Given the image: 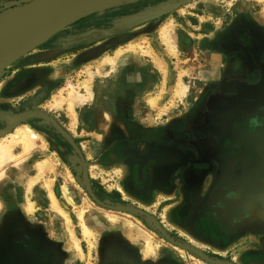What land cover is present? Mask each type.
<instances>
[{
  "label": "rangeland",
  "instance_id": "rangeland-1",
  "mask_svg": "<svg viewBox=\"0 0 264 264\" xmlns=\"http://www.w3.org/2000/svg\"><path fill=\"white\" fill-rule=\"evenodd\" d=\"M59 2L0 0V19L40 16ZM262 3L110 0L6 69H38L42 81L12 113L47 112L56 119L81 148L103 202L145 211L177 243L222 264H264ZM112 58L113 65L106 62ZM177 88L184 93L176 95ZM70 94L86 100L70 109ZM22 127L39 139L1 178L31 154L28 164L38 174L28 187L51 172L53 181L44 186L56 214L46 210L37 187L31 197L39 211L26 225L47 236L53 264H213L171 244L147 218L97 206L69 143L41 120L15 131ZM9 147L17 157L23 152L22 141ZM17 193L23 209L24 188ZM51 194L66 217L55 211ZM2 256L1 263L13 259ZM19 256L26 263L28 254ZM29 256L46 262L44 254Z\"/></svg>",
  "mask_w": 264,
  "mask_h": 264
},
{
  "label": "crops",
  "instance_id": "crops-1",
  "mask_svg": "<svg viewBox=\"0 0 264 264\" xmlns=\"http://www.w3.org/2000/svg\"><path fill=\"white\" fill-rule=\"evenodd\" d=\"M260 6L261 8L259 13L261 18L264 19V4L262 3ZM39 73L40 72L38 69H27L26 71H23L20 67H18L12 71L5 70L2 74H0V128L7 126L10 117L15 114L12 113V108H15L17 105L19 107L25 106V104L20 105V100H23L24 98L36 93L38 84L42 82ZM64 107L65 106H63L62 109H65ZM50 111L56 113L59 112V109ZM26 123L23 125H26ZM18 129H23V127ZM18 129L16 131L13 130L15 131L14 133L13 131L10 133L15 135ZM17 150L18 149H15L16 153L19 152V150ZM31 157L32 154L28 160H26L18 168H9L5 177L1 178L0 180V256L5 253H7L9 256H13V259H10L8 264H37L36 261H31L32 259L29 256L30 254H34V252L36 254L38 253L37 258L39 255H45L46 258H43L44 261H46L45 264H53L54 262V257L53 254H51L52 250L49 245V241L47 240V236L43 233L40 234V232H33L26 225V222L35 218L39 211L38 201L31 197L33 191L37 187H39V189L45 193V199L48 204V208L46 210L56 214L51 210L49 195L44 186L45 180L53 181L50 171L45 173L43 176L44 180L42 179L40 182L36 183L30 189V191H28L30 187H28V182L31 178L38 174L36 165L32 167L28 164L32 160ZM44 159H41V161ZM50 160L53 162L52 158ZM31 171H33V173ZM20 175L22 178L19 177ZM19 187H23L26 193L23 209L21 207L22 204L19 201L17 193V188ZM52 190L59 201V192H57L53 186ZM50 197L52 203L56 202L52 194ZM29 201L31 205H34L33 212H28L27 210ZM59 204L61 206L60 201ZM16 213L23 216V221L25 223L14 217ZM49 251L51 252L49 253ZM21 253H24L25 255L28 254L29 257H24V261H26V263H22L23 258L19 256ZM0 264H6V262L4 261L1 263L0 261Z\"/></svg>",
  "mask_w": 264,
  "mask_h": 264
},
{
  "label": "water",
  "instance_id": "water-1",
  "mask_svg": "<svg viewBox=\"0 0 264 264\" xmlns=\"http://www.w3.org/2000/svg\"><path fill=\"white\" fill-rule=\"evenodd\" d=\"M108 1L110 0H60L57 6L49 8L44 14H41L40 16L34 18L33 21L30 22L28 29H26L25 31H20V33H16L17 35L13 34L12 37L0 44V74H2L6 69L20 60L22 57L26 56L30 52L34 51L35 49L55 37L61 31L70 26L77 18ZM31 120H41L50 125L73 148L75 153L80 158L82 178L85 190L97 206L108 211L129 212L143 216L150 220L154 224L155 228L171 244L181 246L187 251L194 252L195 254H198L199 256L204 258L206 261L213 264H222V262L210 259L191 246L180 245L179 243H177L160 226V224L157 221L155 222V219L145 211L131 206L110 205L99 199L93 190L86 159L81 148L75 142L71 134L67 132L61 126V124L51 116L43 112L39 113L33 111H24L14 114L10 117L7 126H5L4 128H0V136L9 134L11 131L15 130L16 127H19L20 125Z\"/></svg>",
  "mask_w": 264,
  "mask_h": 264
},
{
  "label": "bare ground",
  "instance_id": "bare-ground-1",
  "mask_svg": "<svg viewBox=\"0 0 264 264\" xmlns=\"http://www.w3.org/2000/svg\"><path fill=\"white\" fill-rule=\"evenodd\" d=\"M28 13V12H27ZM35 15V18L37 17L36 13H30L29 15H22L21 17H18V18H15V19H12L13 17H7L5 19H0V42L2 43L3 39L6 38V35L7 33L9 32V30H11L12 28H14L15 26L19 25V24H22L23 22H27L28 20L31 19V17H33ZM30 25V24H29ZM28 26H25V28H23V30H20V31H25L26 29H28ZM16 33H20V32H16ZM16 33H14V35H17ZM160 34V33H159ZM167 34V33H166ZM9 35V34H8ZM165 35V34H164ZM166 36V35H165ZM12 37V36H11ZM168 38V35L166 36ZM10 38V37H9ZM8 38V39H9ZM0 43V44H1ZM108 63L110 64H114L115 63V59H107ZM91 83V82H90ZM184 89V88H183ZM183 89H179L177 88V91H176V95H180V94H183L185 90ZM87 92L91 95V92H90V86H87L86 88ZM73 93V92H71ZM55 100L57 102V104L63 102L62 98L59 97V96H56L55 97ZM68 100V99H67ZM86 100V97L83 96V95H73V94H70L69 96V107L70 109H73L74 105L77 103V102H83ZM68 102V101H67ZM32 130V129H31ZM29 128H23V129H18V131L15 133V135L13 134H9V135H5V136H0V178L1 176L4 174L5 172V169L8 168V166H10L11 164H14V163H17L19 162L20 160H22L24 157L28 156L31 152V150L33 149V147L35 146V143L37 142V140L39 139V136H37L33 131H31ZM18 141H22V147H23V152L22 154L17 157L15 155H12L11 153V150H9V145L11 144H15L17 143ZM40 141V140H39ZM40 143V142H39ZM42 144V142H41ZM40 144V145H41ZM46 165V164H45ZM45 165H42V166H45ZM41 166V164H40ZM39 167V166H38ZM41 169V168H40ZM42 171V169H41ZM40 171V172H41ZM44 172V171H43ZM3 177V176H2ZM33 185V184H31ZM31 185H30V188H31ZM88 202V201H87ZM53 207L55 209V211L60 214V215H63L65 216L64 212L62 211L61 208L58 207L57 205V202H53ZM29 208V211L32 210L31 208L32 205L30 204L28 206ZM81 215V213H80ZM109 216V215H108ZM114 216V215H113ZM66 217V216H65ZM82 218V217H81ZM111 218V217H110ZM69 219V218H68ZM154 220V219H153ZM70 221V220H69ZM155 221V220H154ZM156 222V221H155ZM68 223V221H67ZM85 235L87 236L88 235V232L85 231ZM146 236V235H145ZM149 238H147V243L149 242ZM78 249V248H77ZM188 249V248H187ZM181 254L182 253V250H180Z\"/></svg>",
  "mask_w": 264,
  "mask_h": 264
},
{
  "label": "flooded vegetation",
  "instance_id": "flooded-vegetation-1",
  "mask_svg": "<svg viewBox=\"0 0 264 264\" xmlns=\"http://www.w3.org/2000/svg\"><path fill=\"white\" fill-rule=\"evenodd\" d=\"M2 258H3V256L1 255V256H0V259H2ZM3 262H4V261H3Z\"/></svg>",
  "mask_w": 264,
  "mask_h": 264
}]
</instances>
